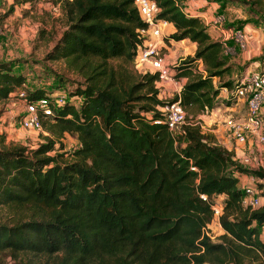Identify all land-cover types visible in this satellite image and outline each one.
I'll use <instances>...</instances> for the list:
<instances>
[{"label": "trees", "instance_id": "trees-1", "mask_svg": "<svg viewBox=\"0 0 264 264\" xmlns=\"http://www.w3.org/2000/svg\"><path fill=\"white\" fill-rule=\"evenodd\" d=\"M155 1L175 27L164 39L196 44L171 66L186 80L170 98L159 97L157 72L134 67L146 23L133 0H60L65 27L46 57L84 80L53 106L36 147L7 146L0 132V206L14 211L12 223L0 221V252L25 254L30 264H264V205L244 206L238 185L242 173L264 179V168L243 166L198 120L222 102V88L231 104L242 76L224 79L233 65L201 16L178 0ZM253 3L264 13V0ZM257 59L264 62V49ZM12 67L0 61V98L25 89ZM175 100L189 122L172 133L159 107ZM65 132L79 143L67 155ZM221 194L223 232L213 241L205 226Z\"/></svg>", "mask_w": 264, "mask_h": 264}, {"label": "rangeland", "instance_id": "rangeland-1", "mask_svg": "<svg viewBox=\"0 0 264 264\" xmlns=\"http://www.w3.org/2000/svg\"><path fill=\"white\" fill-rule=\"evenodd\" d=\"M183 1L185 0H178V2L182 3ZM210 1L218 2L220 8H215V10L224 15L225 26L230 24V26L242 29V26L248 21L264 36V13L254 5L253 0ZM10 6H13V8L8 11L11 8ZM225 7H227L226 10ZM209 12L211 13V11ZM208 17L209 14L205 13L200 18L204 20ZM64 27L65 19L60 0H26L22 2L20 0H0V61L11 62L13 70L20 71L25 76V82L22 86V88H25L24 90L29 91L41 88L49 96L56 95L61 91H64L67 95V92L72 90L75 85L83 82L84 78L77 74L76 71L68 68L63 59L46 57V53L53 47ZM255 28L254 30H256ZM185 42L189 43V41ZM228 45L226 54L228 55L229 63L233 65V70L230 75L225 73L224 79L234 78L238 80L244 74L247 75L257 68L256 63L252 61L258 60V63L261 62L257 58L262 53L249 60L245 59L244 62L240 63L239 52H241V46L235 39H230ZM112 62L117 65L120 60H112ZM213 79L215 83L220 81L218 77ZM229 91V89L224 90L222 88L219 95L222 100L219 104L220 107L215 108L211 113V110L206 112L205 114L208 117L204 118V120L200 118L198 120L199 124L203 126L201 128L205 131L202 130L212 133L222 144H224L222 142L223 137L225 135L228 136V146L234 152L235 142L225 126V120L229 116L243 118L247 112V105L243 98L238 97L231 99L232 104L227 105L225 100L230 95ZM262 108L263 124L261 129L264 130V105ZM23 111L24 100L19 96L13 95L7 98H0V132L4 133V142L7 146L25 144L34 148L43 142L45 136L49 134L44 125L47 119L43 118L41 130L22 128L19 125V116L22 115ZM59 141L62 143L63 147L60 150L64 152V155L71 153L79 144L76 136L69 132L63 133ZM249 141L244 144L243 148L239 147V150L242 151L241 154L243 151L248 152L251 161L248 164H241L251 169L264 168V142L259 141V144L257 143L258 141H254V138ZM240 177L238 185L243 187L249 184L257 188L259 194V204L257 206L264 205V179L247 173L240 174ZM223 196L221 194L218 198L222 200ZM13 216L14 211L11 208L7 205L0 206V221L12 223ZM206 231L210 234L213 241L221 240L220 236L223 228L216 221L210 224ZM262 237L264 238V233H262ZM0 264L30 263H28L25 254L19 253L18 256H13L8 251H3L0 252Z\"/></svg>", "mask_w": 264, "mask_h": 264}, {"label": "built area", "instance_id": "built-area-1", "mask_svg": "<svg viewBox=\"0 0 264 264\" xmlns=\"http://www.w3.org/2000/svg\"><path fill=\"white\" fill-rule=\"evenodd\" d=\"M133 3L140 17L146 23L139 30L143 39L141 44L137 46L134 66L139 70L157 72V87L159 88L162 81L169 80L175 87L174 95H179L184 83L183 81L186 78L174 77L171 65L165 63L163 56L165 30L169 26L170 21L157 15L160 8L155 0H133ZM183 9L184 11H189L184 6ZM197 14L203 17L199 13ZM203 21L208 26H213L221 31L220 40L224 42L226 53L230 39H235L243 48L246 46L244 31L235 26H225V17L222 13L215 12ZM256 66V69H253L247 75L244 74L238 80V86L234 91L238 98L245 100L247 105L246 115L243 118L229 116L225 120V126L229 130L230 135L239 144L245 143L251 135L257 136L261 142H264V131L261 129L263 124L262 107L264 105V62H259ZM226 89L225 87L224 90ZM18 95L24 100V111L19 116V125L22 128L34 130H41L43 118L51 115L53 113V106L61 105L67 96L64 91H61L56 95H51L53 97L52 100H50L49 96L44 95L39 96L35 100L28 101L24 89H19ZM159 109L163 111L165 122L172 133H177L180 125L189 122L186 119L185 110L178 100L166 103L160 106ZM235 158L242 164H248L251 161L248 152H243L238 157L235 156ZM242 188L244 190L242 204L244 206L256 207L259 204L257 188L249 184L244 185ZM202 197L205 198V195L202 194ZM211 207L213 218L205 226V232L209 236L210 234L206 231L209 225L213 224L214 221L220 225L218 220L222 210L220 199H214Z\"/></svg>", "mask_w": 264, "mask_h": 264}, {"label": "crops", "instance_id": "crops-1", "mask_svg": "<svg viewBox=\"0 0 264 264\" xmlns=\"http://www.w3.org/2000/svg\"><path fill=\"white\" fill-rule=\"evenodd\" d=\"M182 4H183V6H184V8L186 10H189L190 13H193V14L199 13L202 16L206 13V14H209V17L212 16L214 12H216L215 8L216 9L220 8L218 2L210 1V0H185V1H183ZM226 9H227V7H225V10ZM209 11H211V13ZM245 23L246 24H244L242 26V29L245 30L244 34H245V39H246V46L244 48L240 47L241 48V52H239V55H240L239 61H240V63L244 62L245 59L249 60V59H251L253 57L259 56L262 53L263 48H264V36H263V34H261L258 31L257 28L253 27L251 22L246 21ZM254 28L256 30H254ZM174 30H175V27L170 22L169 26L165 30V35L169 34L170 32H172ZM207 31L211 35V37L213 39H218V37H219V40H220V36H221L222 33H221V31L219 29H217V28H215L213 26H208L207 27ZM185 41H189V43L187 44ZM195 47H196L195 42H192L191 40H188L187 38H183V39H179V40H175L173 38H168L167 41L164 39L163 56H164L165 63H167V64L172 66L175 63H177V61L180 58L185 57L187 55H191L192 56L193 52L195 50ZM257 61L258 60H254L252 62H255L256 65H257L258 64ZM198 66L202 67V62L200 60L198 62ZM185 80L186 79H184L183 82H185ZM174 89H175L174 85L169 80L162 81L161 85L159 86V97L167 98V97L174 96V93H175ZM221 90H220V92L218 94V98H219V95L221 93ZM218 107H220V105H218L216 107H213L211 109V111L210 110H208V111H210V113H211V112H213V110L215 108H218ZM208 111L201 112L198 115V119L200 118L201 120H204V118L208 117L205 114ZM262 111H263V108H262ZM223 138L224 139L222 140V142L224 144H222L220 142V140L218 138H216V137H215V140L218 143H220L221 145H223L226 148L230 149L229 146H228L229 145V137L225 135ZM251 138H254V141L256 140L255 142L258 141L257 143H259V141H260L257 138V136H255V135L249 136L247 141H249ZM233 140L235 142V145H234V152L235 153L234 154H235L236 157H238L239 154H241V152H242L241 150H239V147L243 148L244 144L247 141L245 143L239 144L238 142H236V140L234 138H233ZM249 143H251V142L249 141ZM239 178H241V177L239 176Z\"/></svg>", "mask_w": 264, "mask_h": 264}]
</instances>
